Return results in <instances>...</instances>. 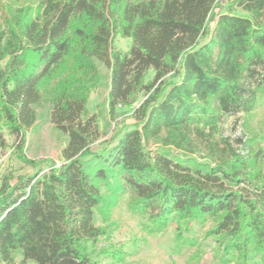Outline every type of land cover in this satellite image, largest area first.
<instances>
[{"label": "trees", "instance_id": "trees-1", "mask_svg": "<svg viewBox=\"0 0 264 264\" xmlns=\"http://www.w3.org/2000/svg\"><path fill=\"white\" fill-rule=\"evenodd\" d=\"M5 2L0 123L21 146L47 102L67 142L56 169L3 179L0 264H98L89 248L106 234L93 224L103 188L129 192L152 231L170 216L211 220L215 259L250 264L254 254L264 264V150L214 139L223 117L252 113L264 95V0H226L210 30L216 0ZM117 35L130 40L126 52L112 47ZM198 36L205 42L193 45ZM97 63L109 71L108 114L126 108L134 120L100 151L86 109Z\"/></svg>", "mask_w": 264, "mask_h": 264}, {"label": "rangeland", "instance_id": "rangeland-1", "mask_svg": "<svg viewBox=\"0 0 264 264\" xmlns=\"http://www.w3.org/2000/svg\"><path fill=\"white\" fill-rule=\"evenodd\" d=\"M225 3L226 0L216 2L202 29L212 28L216 13L222 12ZM7 4L8 2L3 4L0 0V12L1 7ZM197 41L205 42L198 36L193 45ZM129 46V39L119 35L113 39L112 47L115 50L126 52ZM96 65L98 80L89 90L86 109L89 114L95 116L99 132V139L92 149L100 151L118 132L121 135L124 131L131 130L134 120L126 108H117L114 116L108 114L109 71L99 63ZM141 99L142 97L139 101ZM34 111L35 122L28 129L25 142L21 146L20 140L0 123V186L4 178H12L14 182L19 176L47 173L62 163L60 153L66 145L67 137L52 125L50 104L43 102L34 107ZM214 139L218 142L226 140L235 149H241L237 140H242L248 150L257 147L264 150V95L259 98L252 113L223 117L216 127ZM170 156H174V153L171 152ZM24 160L38 165H28ZM101 192L103 202L99 209L94 210L93 224L103 228L106 234L99 238L93 251L89 248L92 258L98 264H231L224 261L222 254L215 259V244L212 239L204 237L206 231L212 227L211 220L205 223L194 220L183 222L175 216H170L161 231H152L148 216L132 211L133 198L129 192L123 191L117 197L108 194L104 188ZM177 237L195 240V245L183 246ZM228 247L227 244L226 249ZM101 250L103 254L98 255ZM114 252L121 253L119 261L111 260L109 255ZM249 258L250 264H260L257 255L251 254ZM18 259L19 257H16V260Z\"/></svg>", "mask_w": 264, "mask_h": 264}, {"label": "built area", "instance_id": "built-area-1", "mask_svg": "<svg viewBox=\"0 0 264 264\" xmlns=\"http://www.w3.org/2000/svg\"><path fill=\"white\" fill-rule=\"evenodd\" d=\"M218 0H216V2H217Z\"/></svg>", "mask_w": 264, "mask_h": 264}]
</instances>
